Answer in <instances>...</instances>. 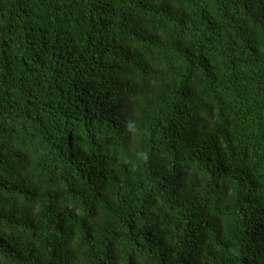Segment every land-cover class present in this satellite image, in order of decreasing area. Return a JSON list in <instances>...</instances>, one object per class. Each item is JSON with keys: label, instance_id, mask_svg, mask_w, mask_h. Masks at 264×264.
Wrapping results in <instances>:
<instances>
[{"label": "trees", "instance_id": "trees-1", "mask_svg": "<svg viewBox=\"0 0 264 264\" xmlns=\"http://www.w3.org/2000/svg\"><path fill=\"white\" fill-rule=\"evenodd\" d=\"M0 264H264V0H0Z\"/></svg>", "mask_w": 264, "mask_h": 264}]
</instances>
